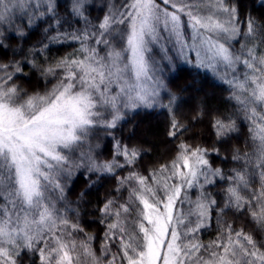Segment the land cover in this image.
Listing matches in <instances>:
<instances>
[{
  "label": "snow or ice",
  "instance_id": "obj_1",
  "mask_svg": "<svg viewBox=\"0 0 264 264\" xmlns=\"http://www.w3.org/2000/svg\"><path fill=\"white\" fill-rule=\"evenodd\" d=\"M32 28L43 31L39 47L0 62V264H264V239L225 219L248 217L264 232V25L241 21L228 0H0V49L31 39ZM69 41L79 44L73 53L46 55ZM170 52L227 85L234 108L213 118L217 142L239 131L237 119L249 124L248 150H233L240 166L229 174L208 158L219 148L183 140L147 174L137 168L141 150L115 136L111 160L98 161L91 145L82 150L138 108L167 109L169 137L188 131L175 117L176 95L161 102V60L172 63ZM25 67L56 83L25 89L16 83L30 78ZM125 168L117 195L98 209L105 230L97 254L64 181L80 169L115 176ZM218 182L226 186L214 195ZM213 223L216 237L205 243L201 233Z\"/></svg>",
  "mask_w": 264,
  "mask_h": 264
},
{
  "label": "trees",
  "instance_id": "obj_2",
  "mask_svg": "<svg viewBox=\"0 0 264 264\" xmlns=\"http://www.w3.org/2000/svg\"><path fill=\"white\" fill-rule=\"evenodd\" d=\"M228 3L235 5L241 21L252 17L259 24L264 25V0H228ZM95 15L97 13L94 12L93 16ZM75 26L82 27L83 25ZM241 26L243 27V24ZM28 31L34 33L31 39L25 40L17 37L4 41L8 47L0 49V62H7L13 58L22 59L33 45L39 47L38 41L43 39V31L37 32L35 28L28 29ZM78 47L79 44L72 41L51 45V50L46 55L49 59H59L73 53ZM28 59L32 57L29 56ZM36 61L38 64L43 63L44 56L37 57ZM161 66L163 72L160 75L167 86L166 91H161V102L165 104L168 102L169 91L176 95L175 117L188 128V131L178 138L169 137L171 116L167 109L138 108L126 116L118 128L113 130L112 135L100 129L90 136L82 150L88 151L91 145L92 155L98 161L99 159L111 160L114 151L113 136H115L123 144L141 150L137 168L147 174L148 170L169 163L175 156L177 144L183 140L193 146L205 147L210 152L213 148H219V156L210 154L208 158L213 167H219L225 174H229L230 169L240 166L232 161L233 150L236 148H239L241 152L248 150L249 145L246 142L249 141V124L243 119H237L239 131L232 134V138L226 143L217 142L212 128L213 118L230 113L234 108V102L228 100L227 85L223 84L211 71L198 69L192 63L182 60H172V63L163 62ZM24 71L29 73L30 78L18 79L16 83L29 91L43 92L56 83L51 77L45 79L41 78L38 73L32 74L30 67H25ZM96 145L99 147H95ZM76 155L78 156L79 153ZM127 172V168L122 171L118 170L114 176L90 173L86 169H80L75 171L70 179L64 181L67 202L78 211L80 223L85 232L94 237L93 248L96 249L97 254L103 243L105 230L104 225L99 222L101 214L98 209L103 206L107 198L117 195L114 191L117 187V177H122ZM225 186L218 182L215 187L209 188V191L215 195ZM253 187H258V184ZM216 198L221 199L219 196ZM225 219L229 222L234 221V226L237 228L244 227L245 231L252 232L257 239H264V232H261L250 218L237 219L229 212ZM216 234L217 228L213 223L211 228L201 233V239L207 243L214 239ZM115 250L113 248V251Z\"/></svg>",
  "mask_w": 264,
  "mask_h": 264
},
{
  "label": "rangeland",
  "instance_id": "obj_3",
  "mask_svg": "<svg viewBox=\"0 0 264 264\" xmlns=\"http://www.w3.org/2000/svg\"><path fill=\"white\" fill-rule=\"evenodd\" d=\"M98 2H99V0H98ZM116 2L118 3L119 0H116ZM169 55L172 56V55H175V54L172 53V52H170ZM172 57H173V60H180V59L176 58V56H172ZM156 59H157V60H160V55H159V54H157ZM193 59H194V57H193ZM182 61H183V60H182ZM163 62L167 63L168 61H166V60H161V65H162ZM209 71H210V70H209ZM150 140H151V139H150ZM97 160H98V159H97ZM99 160L102 161L101 159H99ZM191 195H192V198L195 199V195H196L195 191H193V192L191 193Z\"/></svg>",
  "mask_w": 264,
  "mask_h": 264
}]
</instances>
